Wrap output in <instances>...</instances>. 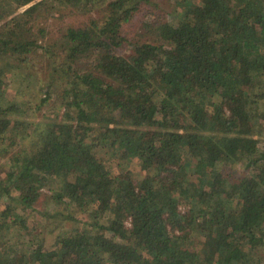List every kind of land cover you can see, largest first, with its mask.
<instances>
[{"label": "trees", "instance_id": "16d2710c", "mask_svg": "<svg viewBox=\"0 0 264 264\" xmlns=\"http://www.w3.org/2000/svg\"><path fill=\"white\" fill-rule=\"evenodd\" d=\"M149 1L0 4V17L10 16L0 27V157L9 158L0 264H253L264 246V146L255 135L264 128V0H175L170 18L155 23L164 43L118 53L122 27ZM67 5L101 7V18L66 28L61 49L69 65L93 57L106 80L70 66L61 117L41 121L46 132L28 146L24 100H8L6 58L29 53L31 22ZM132 158L139 180L121 166ZM238 162L248 173L223 171ZM45 186L88 215L52 246L16 207L33 205Z\"/></svg>", "mask_w": 264, "mask_h": 264}, {"label": "rangeland", "instance_id": "374dc122", "mask_svg": "<svg viewBox=\"0 0 264 264\" xmlns=\"http://www.w3.org/2000/svg\"><path fill=\"white\" fill-rule=\"evenodd\" d=\"M3 1L0 0V4ZM174 2L175 0H150L143 3L134 13V16L122 27L125 41L122 45L116 47V51L129 55L134 52L135 44L145 41L159 44L164 43L163 39L154 34L155 23L159 20L164 21L170 18V11L174 6ZM25 7H21L18 11H22ZM100 9L101 7L86 11L68 5L55 8L51 11V14L42 15V17L31 22L33 33L30 37H26L23 40L34 39V44L37 45H31L32 50L29 53L18 52L11 55L10 53L8 54L6 58L8 60V73L7 77H5V86L8 91V100L13 99V95H18L17 98L21 101L24 100V106H22L21 110L23 109L28 113L24 115V118L27 120V124L25 125L27 126V131L30 129L29 135L24 141L25 145L29 146L31 143L35 141L39 142L42 139L48 126L41 123V121L45 118H55L51 117L53 115H57V118L61 117L64 111L62 104L64 90L68 94L67 90H72L73 88L70 66L73 67L74 71H90L94 75H101L106 80V77L97 68L93 57L85 56V58L74 62L73 65H69L66 53L61 49V45L65 44L64 42L66 41V36L64 35L66 28L68 26L85 25L92 18H101L104 13ZM9 17V15L4 18L0 17V27L6 22V18ZM42 26L45 27L44 31L40 30ZM65 70H68L67 73ZM8 100L7 102L9 103L10 101ZM260 103L263 115L260 121L263 125L264 100H260ZM163 113V110L158 108L155 116L162 119ZM16 116L23 118V116ZM257 126L259 127L258 123ZM255 135L259 138V145L263 147L264 128H260ZM93 140L98 141L99 139H90V141ZM102 146L108 149L106 145ZM20 147L21 145L13 149L17 151ZM100 153L103 154L104 152L100 151ZM6 161H9L7 156L0 157V180L6 174L5 167L8 165ZM123 163L121 166H129L131 171L137 174L136 179L139 180V174L144 171L137 158H132ZM223 171L230 173L232 177L236 178L239 175L248 173L249 170L244 162H238L233 165L226 164ZM62 181L60 178H57L55 187L62 183ZM52 193L51 188L45 186L41 188L40 196L33 205L27 206L16 202V207L27 218V224H29L31 230L37 236V239L42 238L48 246L54 244L57 236L65 232V228L69 227L72 229L74 226L83 224V221L88 218L85 212H79L78 208L73 204H69L67 201L61 203L53 198ZM5 202V197L0 195V208L5 206ZM67 215H73L74 217H67ZM127 223L129 224L130 222L127 221ZM192 242L196 243V248L200 247L199 239H193ZM245 252H247V249H245ZM252 256L253 264H264V246L254 249Z\"/></svg>", "mask_w": 264, "mask_h": 264}]
</instances>
